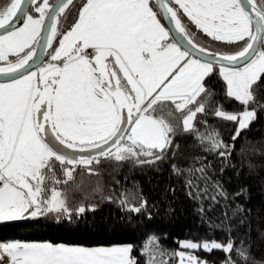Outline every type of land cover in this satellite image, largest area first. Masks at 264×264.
I'll return each mask as SVG.
<instances>
[{"label": "snow or ice", "instance_id": "6c2138e0", "mask_svg": "<svg viewBox=\"0 0 264 264\" xmlns=\"http://www.w3.org/2000/svg\"><path fill=\"white\" fill-rule=\"evenodd\" d=\"M37 2L10 0L0 9V29H4L0 61L5 64L0 75L13 76L24 70L18 78L0 83V221L64 209L60 192L53 189L50 198L43 196L45 179L56 167L53 160L73 166L63 169L70 180L74 166L99 163L100 157L151 156L153 150L163 152L171 143L173 128L153 115L157 106L163 111L168 102L176 111L188 109L207 92L204 81L213 71V61H201L181 43L201 53L207 51L192 41L178 13L215 41L244 42L237 53L218 56L228 62L220 69L226 96L245 106L239 115L215 113L237 122L234 140L256 119L255 107L248 110L247 106L264 108L253 95V85L264 77V0H82L74 23L49 54L52 62L59 63L29 71V62L41 46L45 20L51 21L44 45L47 50L56 40L61 14L73 4V0H60L51 6L42 0L36 7L38 18L23 13L22 5ZM18 13L27 22L14 29L11 25ZM239 62H243L241 68L230 67ZM210 96L207 92L205 101ZM198 112H204V102L188 110L183 119L186 130ZM49 131L64 148L94 151L95 155L60 152L48 139ZM183 247L235 251L245 264L249 259L247 249H234L231 240L226 245L185 242ZM131 251L129 246L88 249L12 242L0 244V264L5 256L8 264H136ZM188 261L198 264L191 256ZM225 264L235 262L229 256Z\"/></svg>", "mask_w": 264, "mask_h": 264}, {"label": "trees", "instance_id": "16d2710c", "mask_svg": "<svg viewBox=\"0 0 264 264\" xmlns=\"http://www.w3.org/2000/svg\"><path fill=\"white\" fill-rule=\"evenodd\" d=\"M54 1L48 0L49 5ZM81 2L75 0L63 15L50 53L74 23ZM9 3L0 0V9ZM41 3L33 4L29 14L39 15L36 7ZM182 23L188 31L187 22ZM196 36L204 43L191 34L200 45L219 54H235L244 44L215 41L201 30ZM9 59L14 61L15 57ZM50 62L49 55L46 63ZM0 65L5 64L0 61ZM219 69L214 66L204 81L211 92L206 101L207 92L184 111H176L168 102L163 111L157 106L153 115L164 118L173 128L171 143L163 152L153 150L151 156L123 160L100 157L99 163L74 166L70 180L63 169L73 166L55 162L47 185L53 184L60 192L64 209L0 223V243L128 245L136 264H179L172 252L181 247L182 240H219L224 244L231 240L234 249H247V264H264V108L250 104L258 107L256 119L234 140L237 122L215 113L222 110L231 114L244 108L226 96V82ZM253 89L258 105H264V77ZM201 102L204 112H198L193 126L186 130L185 113ZM137 208L139 211H134ZM149 247L157 253L154 262L148 260ZM197 254L204 264H225L229 256L235 264H245L235 251L199 249Z\"/></svg>", "mask_w": 264, "mask_h": 264}, {"label": "water", "instance_id": "95a60500", "mask_svg": "<svg viewBox=\"0 0 264 264\" xmlns=\"http://www.w3.org/2000/svg\"><path fill=\"white\" fill-rule=\"evenodd\" d=\"M74 1L75 0H73V2ZM59 2H60V0H55L54 3L51 6H55ZM32 5L33 4H31V3H28L26 6L25 5H22L23 13L29 14L30 13V10L32 8ZM67 9L65 10V12L67 11ZM65 12L61 14L60 19H59V23H60L63 15L65 14ZM23 13H18L17 14L18 17H19L18 19H15L14 18V20L12 22V25H11L12 28H14V29L15 28H19V27H21L25 23L26 17L23 15ZM162 21L166 25V27H169V28L172 27L171 24L168 21H165V20H162ZM59 23H58V25H59ZM50 24H51V21L48 20V19H46L45 20V30L42 32L43 39L40 40V45L41 46L36 49V51H37L36 57H34L33 61H30L29 62V64H30V67L28 69L29 71H34L37 67L42 66V64H44L46 62V60L48 59V57H49V54L51 52V48L52 47L51 48H48L47 50H45L44 45L47 43V40H48L47 28H48V26ZM58 25H57V27H58ZM3 32H4V29H0V34H2ZM171 35H173V36L176 35V33H175L174 30L171 33ZM177 39H179V37H177ZM192 41L196 45H198L199 47H203L202 45L198 44L195 40L192 39ZM181 43H183V45H184L185 48H189V51H192L193 55L195 57L199 58L201 61H209V60H211V61H213V66H219V67H221L222 65H228V62L227 61L218 59V56L219 55H222V54L216 53L215 51L210 50V49L205 48V47H203V48H205L207 51L205 53H201L199 51H195L194 49H191L187 43H185L183 41H181ZM35 47H36V45L34 46V48ZM208 53H212L214 55H209ZM242 66H243V62H239V63H237L235 65H230V67H233V68H240ZM23 71L24 70H21V72L14 73L13 76H15V77L18 78ZM13 76L0 75V83L10 82L11 79H13ZM46 135H47V137H48L49 140H51L53 143L56 144V147L59 148L60 152H62V153H67L70 156H79V155L88 156V155H95V152L94 151H85L83 153H80V152H74L71 149L64 148L63 146L59 145L58 143H56L53 140V137H52L50 131ZM9 221H12V220H4V221H0V223H4V222L7 223Z\"/></svg>", "mask_w": 264, "mask_h": 264}, {"label": "rangeland", "instance_id": "374dc122", "mask_svg": "<svg viewBox=\"0 0 264 264\" xmlns=\"http://www.w3.org/2000/svg\"><path fill=\"white\" fill-rule=\"evenodd\" d=\"M257 2L259 3V0H257ZM28 15H31V16H33L34 18H38L39 17V15H37V16H34V15H32V14H28ZM188 19V18H187ZM27 22V20L25 21V23ZM163 22V21H162ZM187 25L189 26V32L193 35V36H195V37H197L196 36V34H197V31L198 30H200L194 23H192L189 19H188V22H187ZM23 26V25H22ZM21 26V27H22ZM197 40L199 41V42H201V43H204V39L202 38V37H197ZM198 43V42H197ZM35 46V44L33 45V47ZM42 66H44V65H42ZM42 66H40V67H42ZM241 68V67H240ZM213 69H214V66H213ZM220 69H221V67H220ZM36 70V69H35ZM34 70V71H35ZM7 83V82H6ZM241 104V103H240ZM242 105V104H241ZM243 106V110H241L240 112H236V113H231V114H237V115H239V114H241L244 110H245V106L244 105H242ZM255 106H253V107H251L250 106V104L247 106V108H248V110H252L253 108H254ZM196 108V107H195ZM195 108H192L191 110H195ZM255 110H256V113L258 112V107H255ZM188 114V111L185 113V115H184V117L186 116ZM184 117H183V119H184ZM194 119H195V117H194ZM194 119H193V121H192V126H193V123H194ZM184 126V125H183ZM55 162L56 161H54L53 160V164H55ZM57 164L59 165V162H57ZM47 180H48V177H46V179H45V182H47ZM45 185V184H44ZM48 189L52 192V190L53 189H55L54 188V185L53 184H49L48 185ZM56 190V189H55ZM50 196H51V193H49V195L45 198V199H48V198H50ZM28 216H31L30 214H28ZM28 216H25V217H28ZM205 241H215V242H218V243H220V244H222V245H226V244H224L223 242H221V241H219V240H205ZM205 241H195V240H182L181 242H180V248L179 249H177L176 251H174V252H172V255H173V257L175 258V260L179 263V264H189V261H188V257H194L195 258V260L198 262V264H204V262L203 261H199V256H198V254H197V250H199V249H202V248H197V249H190V248H185V247H183V244L185 243V242H193V243H197V244H200V243H202V242H205ZM126 246H128V245H126ZM130 247V246H129ZM149 250L147 251V254H148V260L150 261V262H154L157 258H155V256H156V252L155 251H152L153 250V248H151V247H149L148 248ZM147 250V249H146Z\"/></svg>", "mask_w": 264, "mask_h": 264}, {"label": "crops", "instance_id": "0c3cea01", "mask_svg": "<svg viewBox=\"0 0 264 264\" xmlns=\"http://www.w3.org/2000/svg\"><path fill=\"white\" fill-rule=\"evenodd\" d=\"M154 11H157L155 8H154ZM178 15H180V18H182V20L184 22H188V19L186 16H184L182 13H178ZM158 18H159V12H158ZM162 22V21H161ZM163 23V22H162ZM188 35L191 36V34L189 33V28H188ZM217 53V52H216ZM50 63H57V62H50ZM48 64V63H47ZM46 65V64H45ZM44 65V66H45ZM220 70V69H219ZM47 172V169L45 170ZM48 181V180H47ZM44 188H45V191L43 193V196L44 198H46L49 193H51V191L48 189V185H47V182H45V185H44ZM29 213H25L24 217L25 216H28ZM12 242H19V243H31V242H24V241H6V242H2L0 244H8V243H12ZM35 243H49V242H35ZM53 245H65V246H75V247H84V246H80V245H67V244H53ZM126 246V245H125ZM113 247H123V246H113ZM84 248H88V249H96V248H111V247H84Z\"/></svg>", "mask_w": 264, "mask_h": 264}, {"label": "built area", "instance_id": "2783aa9c", "mask_svg": "<svg viewBox=\"0 0 264 264\" xmlns=\"http://www.w3.org/2000/svg\"><path fill=\"white\" fill-rule=\"evenodd\" d=\"M3 264H8V257L7 256L4 257Z\"/></svg>", "mask_w": 264, "mask_h": 264}, {"label": "bare ground", "instance_id": "6f19581e", "mask_svg": "<svg viewBox=\"0 0 264 264\" xmlns=\"http://www.w3.org/2000/svg\"><path fill=\"white\" fill-rule=\"evenodd\" d=\"M0 67H4V66H1V65H0Z\"/></svg>", "mask_w": 264, "mask_h": 264}]
</instances>
